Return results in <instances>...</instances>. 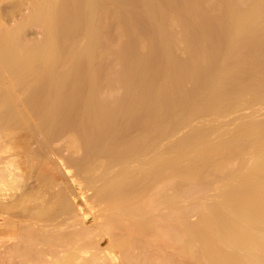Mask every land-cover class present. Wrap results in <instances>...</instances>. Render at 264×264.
Returning <instances> with one entry per match:
<instances>
[{
  "label": "bare ground",
  "instance_id": "6f19581e",
  "mask_svg": "<svg viewBox=\"0 0 264 264\" xmlns=\"http://www.w3.org/2000/svg\"><path fill=\"white\" fill-rule=\"evenodd\" d=\"M31 8V14L15 26L0 18V138L7 128L28 127L31 133L41 134L37 147L28 151L36 163L45 160L38 157L40 153H48L45 158L54 162L58 173L49 176L42 171L39 181L44 192L31 194L35 203L20 212L25 220L9 215L12 235L7 242L0 243V250L4 246L0 261L9 253L8 264H177L179 255L186 259L196 257L197 264H264V141L261 139L249 148L245 144L231 146L229 137L221 144L217 142L219 145L216 141L211 145L212 139L205 138L222 129L227 131L228 127L243 128L245 123L233 125L225 117L219 123L210 119L223 116L220 113L230 108L234 111L246 96L264 90V86L249 84L253 79L264 78V0H31ZM217 9H220L218 14L203 15L205 11L213 14ZM171 18L182 24L193 19L194 35L191 32L187 35L193 38L188 39L192 42L191 56L204 61L201 64L187 58L186 63L179 57L174 58L168 50L173 68L169 65L167 77L162 70L154 72L155 69L152 75L147 68L154 62L166 61V51L161 59L163 50L153 45L154 52L159 54L150 60V54H146L149 57L143 62V58L139 61L135 55L154 40L158 43L175 39L173 29H169ZM32 25L43 27L44 37L38 42L27 37ZM113 28L126 38L122 42L118 40L120 43L116 41L118 45L114 44V39L119 37L114 38ZM82 39H85L83 44ZM168 41L164 44H169L167 47L172 44H167ZM113 49L118 51L115 55ZM110 53L115 58L117 55L124 65L116 79L110 77V69L106 75L104 68L99 67L100 63L106 64ZM259 66L261 69L257 70ZM204 77L215 78L213 84L234 80L235 85H217L202 92L206 102L193 101L195 105L187 106L194 94L188 93L191 95L188 97L185 87ZM113 80L121 85L123 92H113L116 90ZM158 85L160 89L172 85L175 90L161 89L164 92L159 94L161 91L156 93ZM230 90L235 93L234 100L224 101L222 92ZM220 94L223 100L219 98V103H207L208 97L216 99ZM254 99L262 103L259 97ZM151 103L156 106H149ZM179 111L183 118L187 112L192 117L189 119H208L213 123L203 121L204 124L188 130V127L184 129L186 120L182 118L184 122L174 121L176 125L170 128L160 126L164 119L175 117ZM182 128L190 131L186 134L188 139L184 136V139H175L179 130L183 132ZM260 132L264 137V128ZM67 133L70 141L83 151L82 155L71 158L59 154V148V152L56 147L57 152L54 151L52 145ZM257 135L245 139L251 140ZM206 139H210L208 144ZM162 141L169 144L163 147ZM193 145L200 147H195L200 150H195L199 156L203 149L213 152L218 148L224 158H238L248 153H253L255 158L251 163H241L225 179L222 175V179L211 181L206 170L219 171L224 169V164H210V168L202 157V162L200 157L194 161L191 155L196 153L189 152ZM52 154L58 156L56 161ZM185 154H191L188 158L193 157L194 162H179ZM7 159L0 167L3 203L7 195L16 194H10L11 191L7 194L8 189H17L23 184L21 174L14 170V162ZM230 181H237L239 189L223 188L222 193L218 189L229 201L219 200L221 204L217 202L204 209L207 203L203 198L194 207L200 210L202 207L204 216L199 219L190 216L179 226L172 223L173 217L179 215L181 195H189L197 186L217 190ZM91 188L97 199L89 205L98 206L102 216L108 215L97 226L87 222L86 212L76 199L75 189L87 200L86 193ZM157 203L169 208L168 217L165 216L168 220L158 218ZM116 229L123 233L111 241L109 234ZM97 235L105 244L103 254L88 249ZM162 247L173 251L163 252ZM106 256L109 263L104 261Z\"/></svg>",
  "mask_w": 264,
  "mask_h": 264
},
{
  "label": "rangeland",
  "instance_id": "374dc122",
  "mask_svg": "<svg viewBox=\"0 0 264 264\" xmlns=\"http://www.w3.org/2000/svg\"><path fill=\"white\" fill-rule=\"evenodd\" d=\"M31 0H0V18L1 17H3L4 18V21L5 22H7V24H9V26L10 25H16V24H18L19 22H21L24 18H26L27 17V15H29V13L31 14ZM217 11H219L220 12V9H217L216 10V12H214L213 14L211 13V12H209V11H205V12H203V15L205 16V17H208V16H210V15H214V14H218L217 13ZM209 12V13H208ZM205 13V14H204ZM209 14V15H208ZM2 19V18H1ZM176 18H171V22L169 23V24H171L170 25V27H172V28H169V29H173L172 31H174V33H175V39H169L171 42H169L168 40H166V41H168L167 42V44L168 43H172L171 44V46L173 47V48H175L176 50H174L171 46H169V47H167L168 45H164L165 44V42L166 41H161V42H158V43H156L155 42V40H154V42L156 43V45L155 44H153L152 42V44H151V46H150V44H146L148 47H146L147 48V50H146V48H144L145 50H143L142 49V47H141V51H140V53H138V54H136L135 55V57H137V59L140 61L142 58H143V60H141V62H143V61H146L147 60V57H149L148 55L150 54V57H149V60H150V58H155L156 57V55L157 54H159V53H155L154 51V47H152L153 45L154 46H156V47H159L160 49H162L163 51H161L162 53H163V56H159V58L161 57V59H163L165 56H164V52H165V54H167V57H165L166 59H164V60H166V61H162L161 59V62L159 61V63H158V61H157V63L158 64H154V68L152 67V65L150 64V66L152 67V68H147V70L149 71V72H151V74H152V72L154 71V69H155V71L154 72H156L157 70L158 71H160V70H162L163 71V73L165 74V76H166V74L167 73H169V70L170 69H168V67H169V65H170V67L169 68H173L172 66H174V65H172L171 66V64H172V60H171V58L169 57L170 55L168 54L169 52H170V54H172V56L173 55H175V57L174 58H178L179 57V59H180V61L183 59L184 60V62L186 61V63H188L189 62V60L190 59H192V61H193V58H194V62H197V63H201V64H203V61H204V59L203 58H201V57H196V56H191L192 55V53H191V50H190V47H191V45H190V40H188V39H191V37H192V35L191 34H193L194 32H192V31H194V27H195V23H194V21H193V19H192V21H187V23L185 24V22L182 24L181 22H179L178 20L176 21V22H178L177 24H176ZM193 22V23H192ZM179 23H181L180 25H178ZM33 26V27H32ZM32 26H30L29 28H28V32H27V37L31 40V41H35V42H38L39 40H41L43 37H44V30H43V27L42 26H38V25H32ZM36 26V27H35ZM174 26V27H173ZM184 27H185V29H187V32H185L186 30L184 29ZM182 28V29H181ZM116 29V28H115ZM114 28H113V30H112V34L113 35H115L114 36V38H116V37H119V39H114L115 40V42H114V44H117L118 45V43H116V41H125L126 40V38L124 37V38H122L123 36H122V34H121V32L117 29V30H115ZM115 31H116V33H115ZM120 34H119V33ZM182 32H184L185 33V35L184 34H182ZM188 32H191V36L189 37V36H187L189 33ZM118 35V36H117ZM194 35V34H193ZM231 33H229V36L231 37ZM120 36H121V38H120ZM183 36V37H182ZM186 36V37H185ZM121 39V40H120ZM193 39V38H192ZM191 39V40H192ZM101 40H104V37H103V39L101 38ZM173 40V41H172ZM83 41V42H82ZM118 41V42H119ZM186 41V42H185ZM80 42H82L81 44H83L84 42H85V39H82ZM120 43V42H119ZM192 43V42H191ZM186 44V45H185ZM116 45V46H117ZM145 45V46H146ZM175 45V46H174ZM115 46V47H116ZM144 46V47H145ZM161 46V47H160ZM114 47V48H115ZM118 47V46H117ZM120 47L122 48V45H120ZM152 47V48H151ZM184 47H185V49H184ZM119 48V47H118ZM151 48V51L149 50ZM169 48V49H168ZM173 50H172V49ZM188 48H189V50H188ZM167 49V50H166ZM117 50V49H116ZM115 50V51H116ZM121 49L119 48V51H120ZM153 50V51H152ZM165 50V51H164ZM168 50H169V52H168ZM171 50V51H170ZM115 51H114V49H113V52H114V55L116 54L115 53ZM158 51H160V50H158ZM186 51V52H185ZM116 52H118V51H116ZM150 52V53H149ZM151 52H152V54H153V57L151 56ZM160 52V53H161ZM175 52V53H174ZM143 53V54H142ZM177 53V54H176ZM190 53V54H189ZM146 54H148V55H146ZM113 55V53H110L108 56V58L106 57V64H103V63H100L99 64V67L100 68H104V70H103V72H105L106 73V71H109V69H110V74H112L110 77H118L117 75V73H119L120 72V70H122L123 68H124V65H123V67H122V64H120V61H119V58L117 59V55H116V58H115V56ZM145 55V56H144ZM155 55V56H154ZM162 55V54H161ZM177 55V56H176ZM189 55H190V57H189ZM138 57H140V58H138ZM146 57V58H145ZM157 58H158V56H157ZM189 60H188V59ZM195 58H197V59H195ZM200 58H201V60H200ZM178 59V60H179ZM186 59V60H185ZM203 59V60H202ZM182 60V61H183ZM196 60H199V61H196ZM188 61V62H187ZM171 64H170V63ZM102 64V65H101ZM168 64V65H167ZM167 65V66H166ZM108 68V70H106L107 68ZM166 68V69H165ZM144 69H145V67H144ZM152 69V70H151ZM163 69H165V70H167V72L165 71L164 72V70ZM259 69H261V67L259 66V68H257V70H259ZM119 70V71H118ZM162 71H161V76L162 77H165L164 75H163V73H162ZM139 72V71H138ZM138 72H136V73H138ZM153 72V73H154ZM108 73V74H109ZM109 74V75H110ZM116 74V75H115ZM155 74H160V73H155ZM105 75V74H104ZM103 75V76H104ZM106 75H107V73H106ZM105 75V76H106ZM108 75V76H109ZM115 75V76H114ZM152 75H154V74H152ZM168 75V74H167ZM167 77V76H166ZM113 78V79H114ZM208 78H210V77H207V79L204 77V80H198L196 83L193 81V82H190V83H188V85L190 86H188L187 85V87H185V88H187V89H185L186 90V93L188 94V93H190V94H194V96H193V98H192V101H190V102H188V103H186V105L188 106V104H190V106H192V105H195V104H192V102L193 101H195L194 103H198L200 100H203L204 102H206L205 100V97H204V99H203V93L202 92H205L206 90H211V89H213L215 86H217V85H221V86H225V87H231V86H234L235 85V81L234 80H224V81H222V80H220V82H218V83H215V84H213L214 83V81L213 80H215V78H213V77H211L210 79H208ZM213 78V79H212ZM116 79V78H115ZM118 80V79H117ZM206 80V81H205ZM208 80V81H207ZM211 80V81H210ZM114 81V85H116V86H119L120 84L117 82V84H119V85H117L116 84V82H115V80H113ZM200 82V83H199ZM192 83H193V85H192ZM251 83H253L252 85L254 86V87H261V86H264V78H256V79H253V80H251V81H249V84L251 85ZM198 84V85H197ZM234 84V85H233ZM160 85H162V84H160ZM160 85H158V87H156V89H158L159 88V86ZM163 85H164V83H163ZM191 85L193 86V87H191ZM114 87L113 86V88H116V90H112L113 92H116L117 91V93H121L120 92V90L123 92V89H122V87H121V85L117 88V87ZM157 86V85H156ZM172 85H169V86H164V87H166V88H164L163 86V88L161 87V89L163 90H165V89H168V88H170V90H175V88H173V87H171ZM174 86H177V85H174ZM120 88V89H119ZM171 88H173V89H171ZM190 88V89H189ZM155 88H154V90H156ZM161 89L159 88L158 90L159 91H155L156 93H158V92H160L161 91ZM185 90H183L182 91V93H183V95L185 94L186 95V93H184V91ZM167 90H165V92H166ZM190 91H192V92H190ZM194 91V92H193ZM201 91V92H200ZM263 91L264 90H261L260 92H258V94L257 95H248V96H246V97H248V98H246V99H248V100H246L245 98L243 99V101L242 102H240V103H238L239 105H237L236 106V108L234 109V111H232L233 109L232 108H230L231 109V111L229 112V110H227L228 111V113H226L227 111H224V112H221L220 114H226V115H224L223 114V116H222V118H220L221 116H220V114H219V116L220 117H216V116H214L215 118V120L214 119H210V120H212L214 123H219V119L222 121V119L225 117L226 119H224L225 121H227V122H229V123H233V125H234V123H237V124H240V123H242V124H244V126H243V128H239V129H235V128H226V130L227 131H223V130H225V129H222V130H219L217 133H214V134H209V135H206L207 137H205V136H203L202 137V139L205 141V139H204V137L205 138H210V139H212V140H210V139H206V144H208L207 142L210 140V143L209 144H211V142L213 143V142H215V144L216 145H219V144H221V142H223L224 141V139L225 138H230V141H228V143L231 145V146H233V147H237V146H239V145H241V144H245L247 147H249V148H253V147H255L258 143H260V141H261V139L264 141V137L263 136H260L258 133L264 128V105H262V104H264V93H263ZM105 92V91H104ZM164 92V91H163ZM163 92L161 91V93H159V94H163ZM228 92H230V93H228ZM228 92H222V93H224L223 95L225 96H223V95H219V97H217L216 96V99H214L213 97H206L208 100H207V103L208 104H210V105H216L217 103H219L220 101H219V98L220 99H222L223 100V98H224V101H226L227 99H229V101L234 97L235 98V96H234V92L233 91H228ZM182 93H181V96H182ZM201 93V94H200ZM234 93V94H233ZM190 94H188V97H190L191 95ZM261 94V95H260ZM185 95H184V97H185ZM190 95V96H189ZM202 95V96H201ZM207 95V94H206ZM209 95V94H208ZM233 95V96H232ZM259 95V96H258ZM205 96V95H204ZM213 96V95H212ZM215 96V95H214ZM223 96V98H221V97ZM252 96V97H251ZM263 96V97H262ZM186 97H187V95H186ZM250 97V98H249ZM254 97H259L260 99H261V102L262 103H259V102H257L256 101V99H254ZM218 98V99H217ZM234 98H233V100H234ZM246 101V102H245ZM253 101V102H252ZM260 101V100H259ZM250 102V103H249ZM255 103V104H254ZM241 104V105H240ZM153 104L151 103L149 106H152ZM257 105V106H256ZM154 107L156 106L155 104L153 105ZM152 106V107H153ZM256 107V108H255ZM258 107V108H257ZM261 107H263V108H261ZM234 108V107H233ZM250 108H253V109H250ZM260 108H261V110H260ZM237 109V110H236ZM244 109V110H243ZM258 109V110H257ZM236 110V111H235ZM239 110V111H238ZM252 110V111H251ZM247 111V112H246ZM251 111V112H250ZM262 111V112H261ZM184 112V111H183ZM186 112V111H185ZM239 112H241V113H239ZM245 112V113H244ZM257 114H256V113ZM182 114V112L180 113V111L178 112V113H176L175 115L177 116H175L177 119L175 120V119H172V118H175V117H173L172 116V118H168V119H164L162 122H161V127H163V129L164 128H170V126H175L176 125V122H184L183 121V119L184 120H186V122L183 124L184 125V129H185V127H188L187 129L188 130H191L192 129V127H195V126H197L198 124H208L209 123V121H208V119H206V120H204V119H200V120H193V119H191L192 117H191V115H189L187 112L186 113H183V114H185V117L183 118V116L181 115ZM263 114V115H262ZM260 115V116H259ZM187 117V118H186ZM189 117H191L190 119H189ZM183 118V119H182ZM254 118V119H253ZM189 119V120H188ZM229 119V120H228ZM202 120V121H201ZM174 121H176V122H174ZM203 121H204V123H203ZM212 121H210V123H213ZM224 121V122H225ZM232 121V122H231ZM234 121V122H233ZM206 122H208V123H206ZM224 122H223V124H224ZM226 122V123H227ZM209 123V124H210ZM225 123V124H226ZM222 124V123H221ZM237 124L235 125V127L237 126ZM214 125H216V124H214ZM219 124H217V126H218ZM233 125H231V124H229V126H232V127H234ZM227 126H228V123H227ZM190 127H191V129H190ZM186 129V132L183 130V128H182V130H183V132H182V130H181V132L182 133H180V130L176 133L177 135H175V139L177 138V139H181V138H183V136H184V138L186 137L187 139H188V132H190V131H188ZM235 129V130H234ZM223 132V133H222ZM225 132V133H224ZM184 133H185V135H184ZM192 133V132H191ZM221 133V134H220ZM261 133V132H260ZM69 134L70 133H67V134H65L64 136H62L61 138H59V139H57L56 141H55V143L52 145V148L53 149H55V147L58 149H60V153L59 154H62V156L63 155H68L69 157H73V158H76L77 156H80V155H82V153H83V151L81 150V149H78L75 145H74V143H72L71 141H70V139H69ZM187 134V135H186ZM258 134V135H257ZM189 135H190V133H189ZM210 135H212V137L210 136ZM227 135V136H226ZM250 135H257L255 138H253V139H245V138H247V137H249ZM42 135L41 134H39V133H31V131H30V129L28 128V127H24V128H7V129H5L4 131H3V135L1 136V138H0V157L2 158H0V167L1 166H3V164H4V160H5V162L8 160L7 158H9V160L10 161H13L14 163H13V166H14V170H16L15 172H19L18 174L20 175V177L21 178H23L22 180H23V184H21L22 186L19 188V187H17V189L15 188V190H14V188L13 189H8L6 192H7V194H9V191H11L10 192V194L11 193H16L14 196H9L8 197V195H7V197L5 198V203H3V202H1V194H0V243H2V242H7L6 240L8 239V236H10V235H12L11 234V232H10V229H9V226H8V220L10 219L9 218V215H11L13 218H15L16 220H20V221H22V220H25L24 219V217H22L21 216V214H20V212L21 211H23V209H25L26 207H28V206H31V205H33V203H35V197L34 198H32L33 196H34V194H40L41 192H44V190L42 189V185H41V180L39 181V178H40V175H41V173H42V171L43 170H45L46 172H48L47 174L50 176V175H53V173H55V172H57L58 173V170H57V168H56V165L54 164V162H52V161H50L49 159H46L45 157L46 156H48V155H46V154H48V153H40L39 155H38V157L40 158V159H45V160H39L38 162L39 163H36V161H35V159H33V155H31V153H29V151H30V148L32 149V147H34V148H36L37 147V142H38V140H39V138L41 137ZM174 136V135H173ZM178 136V137H177ZM181 136V137H180ZM209 136V137H208ZM190 137V136H189ZM183 138V139H184ZM228 138V139H229ZM170 139V138H169ZM173 139H174V137H173ZM172 138L170 139V141H172L173 140ZM182 139V140H183ZM164 140H166V141H169V140H167V139H164ZM201 140V139H200ZM166 141H162L161 143H163V147H164V144H169V143H166ZM169 141V142H170ZM262 141V142H263ZM219 144H218V143ZM214 144V147L216 146ZM228 144V145H229ZM199 145V144H198ZM198 145H193V146H191L190 148H189V150H188V148H187V150L192 154L193 152H195V150L196 151H200L199 149H200V147H198ZM203 145H204V143H203ZM202 145V146H203ZM212 145V144H211ZM197 146V147H196ZM199 148V149H196V148ZM33 148V149H34ZM57 149H55L54 151H56ZM59 149H58V152H59ZM216 149V148H215ZM29 150V151H28ZM201 150H202V148H201ZM205 151V149H203V152ZM209 151V150H208ZM57 152V151H56ZM189 152H187V153H189ZM202 151H201V155L199 156L196 152V154H188V155H186L183 159L181 158V160L179 161V162H181V163H183V161H184V163L186 162H194V161H196L195 159H198L199 157V161H201V157L202 158H204V159H206V161H208L207 163H209V166H208V164H207V166L208 167H210V164H212L211 166H213V165H215V163H220V162H222V164H224V169H222V170H219V171H215V169H212V170H206V176H208V179L210 178V180L211 181H217V179L216 178H218V180H219V178L222 176V175H224V179L227 177L226 176V174L227 175H230V174H232L233 172H234V170H236L237 168H238V166L241 164V163H243V162H247V163H251L252 161H253V159L255 158V155L253 154V153H248V154H246L245 156H241V157H238V158H235V157H232V158H224V156L222 155V152L221 151H218V148H217V151H213V152H211V151H209V152H207V151H205V153H203ZM220 152V153H219ZM186 153V152H185ZM202 153H203V155H202ZM199 154H200V152H199ZM52 155H54V154H52ZM56 155H58V153H56ZM56 155H54L55 157H53L52 156V158H56L55 159V161L57 160V157L58 156H56ZM193 156L192 158L194 159V161H191V159L189 160V156ZM50 156V155H49ZM184 156V155H183ZM71 157V158H72ZM4 158H6V159H4ZM189 161H188V160ZM203 159V160H204ZM186 160V161H185ZM2 161V162H1ZM59 161V160H58ZM198 161V160H197ZM202 162V161H201ZM3 163V164H2ZM180 163V164H181ZM204 163V162H203ZM182 165V164H181ZM180 165V166H181ZM205 165H206V163H205ZM183 166V165H182ZM180 167V168H182L181 170L182 171H184L183 169V167ZM185 167V166H184ZM17 168H18V170H17ZM211 168V167H210ZM72 171H74V169H75V167H73L72 166ZM13 170V171H14ZM233 171V172H232ZM68 175H70V174H67V176ZM79 176H82L81 174H79ZM226 176V177H225ZM61 177H62V175H60V179H61ZM221 179H222V177H221ZM86 180L84 179V182H85ZM70 184L71 185H74V182H72L71 180H70ZM226 183L227 182H225V184H223L224 185V187H223V185H221L222 187H220V188H217V190L216 189H212V188H210V189H208L207 188V186H204V187H202V186H197V187H195V189H194V187H193V192L192 193H190L189 195H183V197H182V195H181V197H180V199H179V205H178V207H177V211H178V213H179V215H177L176 217H173V220H172V223H174V224H176L177 226H179V225H181V224H183V223H185V221L188 219V217H190L191 216V218L193 219H199V218H197V217H202V216H204L205 215V213L203 212V211H205V210H202L203 208L201 207V210L200 209H196L194 206H196L195 204V202L196 201H200V200H202L203 198V200H205L204 202L205 203H207V204H205V205H207V207L206 208H204V209H209V207H212L213 205H215L214 203H217V204H221L222 203V201H223V203L224 202H226V200L228 199V201H229V198H227L228 196L227 195H223V194H221L222 192H223V188H224V190L225 189H229V188H231L232 187V189H234V190H238L239 189V183H237V181H234V182H229L230 184H228L227 183V185H226ZM238 185H237V184ZM229 185V186H228ZM20 186V185H19ZM225 186H226V188H225ZM87 187H90V186H87ZM206 187V188H205ZM222 188V189H221ZM236 188V189H235ZM198 189H200V190H198ZM208 189V190H207ZM220 190V192H219V190ZM231 189V190H232ZM18 190V191H17ZM198 190V191H197ZM22 192V193H21ZM75 192H76V199H77V201H78V203L82 206V208H83V210L86 212V215H87V222L89 223V224H91V222L92 223H94V225L95 226H97V224L96 223H98L99 221H101V220H103V219H107L108 218V215L107 214H104L103 216L100 214V212H99V207L98 206H94V205H89V202L90 201H93V200H95V199H97V197H96V195H95V191H94V189L93 188H91L86 194L88 195V197H87V200H85L83 197H82V195H80L79 194V191L77 190V189H75ZM1 193H3V191H1ZM9 194V195H10ZM25 194V195H24ZM33 196H32V195ZM92 194V195H91ZM27 195V196H26ZM93 195H94V197H93ZM224 197H223V196ZM6 196V195H5ZM4 196V197H5ZM31 196V197H30ZM225 196H227V197H225ZM8 198V199H7ZM219 200H221L220 202H219ZM98 202L100 203V201L98 200ZM203 202V203H204ZM193 203H194V205H193ZM102 204H105V202H102ZM204 205V206H205ZM94 206V207H93ZM197 207V206H196ZM167 210V211H166ZM168 210H169V208L166 206V205H164L163 203H157V204H155V213L157 214V216H158V218H160L161 220H168V219H166V217L165 216H167L168 217V213H166V212H168ZM208 210H206V212H207ZM166 213V214H165ZM204 213V214H203ZM196 217V218H195ZM190 218V219H191ZM105 222H102V224H104ZM98 229V228H97ZM192 233H195V231L194 230H192L191 231ZM121 233H123V231H120V230H118V229H116V230H114L112 233H110L109 234V239H111V241L112 240H114V238H117ZM4 240V241H3ZM93 240H94V242H93V244L91 245V248H88V249H90V250H97V251H99V253L100 254H103L104 252H105V249H104V242L102 241V239L100 238V236L99 235H97V236H93ZM106 243V242H105ZM2 247L4 248V246L2 245L1 246V250H3V251H1L2 253H4V249H2ZM164 247V246H163ZM162 247V249H161V251L164 249ZM164 251H166V252H172L173 250L171 249V248H166L165 247V249L163 250V252ZM165 252V253H166ZM175 253L177 252L176 250L174 251ZM179 252V251H178ZM89 254V253H88ZM177 255H178V253H177ZM4 260H1L0 261V264H8V259L10 258V255H9V253H7V254H5L4 255ZM177 258V264H194V261L196 260V257H193V258H191V259H186V258H183L181 255H179L178 257H176ZM194 258H195V260H194ZM80 260H82V257H80ZM104 261L105 262H107V263H109L110 261L108 260V257L106 256L105 258H104ZM196 263L195 264H197V261H195Z\"/></svg>",
  "mask_w": 264,
  "mask_h": 264
}]
</instances>
